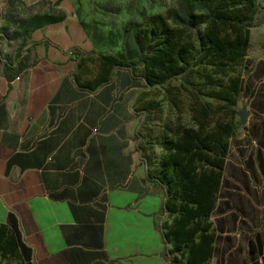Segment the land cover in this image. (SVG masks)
I'll use <instances>...</instances> for the list:
<instances>
[{
  "label": "crops",
  "instance_id": "obj_1",
  "mask_svg": "<svg viewBox=\"0 0 264 264\" xmlns=\"http://www.w3.org/2000/svg\"><path fill=\"white\" fill-rule=\"evenodd\" d=\"M10 1L0 0V226L17 218L31 250L23 264H167L164 193L140 150L144 89L123 69L83 87L88 39L77 23L32 29L17 19L11 30ZM254 147L261 183L264 143ZM225 190L224 176L214 213ZM261 197L251 200L259 210ZM257 218L264 224V211ZM252 242L251 264H264V236Z\"/></svg>",
  "mask_w": 264,
  "mask_h": 264
},
{
  "label": "trees",
  "instance_id": "obj_2",
  "mask_svg": "<svg viewBox=\"0 0 264 264\" xmlns=\"http://www.w3.org/2000/svg\"><path fill=\"white\" fill-rule=\"evenodd\" d=\"M188 1L205 4L210 10L187 15L183 26L171 23L172 11L151 15L138 31L139 60L124 52L120 56L87 55L79 62L78 80L94 90L123 69L145 91L165 89L176 119L165 123L161 135L154 137L152 132L147 143L142 142L141 132L139 137L149 166L148 179L164 193L159 228L165 245L172 246L166 260L211 264L220 237L212 216L235 135L244 86L242 71L249 65L251 28L258 6L257 0ZM60 21L49 17L45 24ZM156 108L155 101H148L139 110ZM154 143L163 150L157 163ZM254 250L252 242L251 252ZM30 259L19 222L10 215L0 226V264H23Z\"/></svg>",
  "mask_w": 264,
  "mask_h": 264
},
{
  "label": "rangeland",
  "instance_id": "obj_3",
  "mask_svg": "<svg viewBox=\"0 0 264 264\" xmlns=\"http://www.w3.org/2000/svg\"><path fill=\"white\" fill-rule=\"evenodd\" d=\"M257 6L251 28L249 65L242 71L243 93L237 106L236 130L225 172V187L229 190L223 192L225 200L221 201V207L212 216L220 237L211 264H251L255 255L251 252L250 240H259L264 236V224L260 223L262 218H257V223L251 219L252 212L264 211V205L260 206L263 210L255 207L259 205L257 199L262 198L264 179L259 183L256 178L258 165L254 159L257 154L255 143H259V139L264 143V0H257ZM209 10L210 7L205 4L188 0H11L5 19L12 21L11 30H14L17 19H23L25 25L32 29L45 24L49 17L61 19L60 22L69 27H73L75 22L88 39L85 57L101 53L120 56L124 52L130 59L139 60L138 31L148 17L172 11L171 23L183 26L187 15ZM70 21L73 22L70 24ZM3 25L6 24L3 22ZM89 65L93 67V64ZM141 96V105L155 101L157 107L152 111H143L141 115L142 142L147 143L151 133L154 137L161 135L165 123L175 120L176 114L166 100L164 88L143 90ZM242 113L246 114L245 125L241 123ZM184 121L189 122L187 113ZM252 129H255L254 134ZM162 153L163 150L154 143L156 163ZM171 248V245L168 246V249Z\"/></svg>",
  "mask_w": 264,
  "mask_h": 264
},
{
  "label": "water",
  "instance_id": "obj_4",
  "mask_svg": "<svg viewBox=\"0 0 264 264\" xmlns=\"http://www.w3.org/2000/svg\"><path fill=\"white\" fill-rule=\"evenodd\" d=\"M240 117H241V123H242V125H245L246 124V114L245 113H242L240 115Z\"/></svg>",
  "mask_w": 264,
  "mask_h": 264
}]
</instances>
